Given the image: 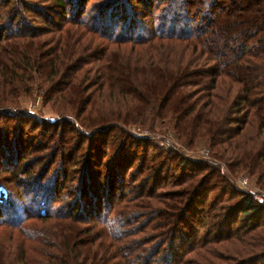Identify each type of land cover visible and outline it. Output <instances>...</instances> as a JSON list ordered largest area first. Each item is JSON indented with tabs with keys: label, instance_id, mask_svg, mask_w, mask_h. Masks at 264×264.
Masks as SVG:
<instances>
[{
	"label": "trees",
	"instance_id": "obj_1",
	"mask_svg": "<svg viewBox=\"0 0 264 264\" xmlns=\"http://www.w3.org/2000/svg\"><path fill=\"white\" fill-rule=\"evenodd\" d=\"M40 1L0 0V230L22 244L10 255L264 264V204L235 183L258 176L264 191V0ZM3 6L31 16L4 24ZM40 95L54 122L22 107ZM202 143L205 160L174 148Z\"/></svg>",
	"mask_w": 264,
	"mask_h": 264
},
{
	"label": "rangeland",
	"instance_id": "obj_2",
	"mask_svg": "<svg viewBox=\"0 0 264 264\" xmlns=\"http://www.w3.org/2000/svg\"><path fill=\"white\" fill-rule=\"evenodd\" d=\"M26 1H28L30 3L34 2L36 4L35 6L38 5L39 9H41V10L44 9V5H42L40 0H26ZM71 1L73 2L74 0H71ZM98 2H102V0H99ZM1 11L3 13V23L4 24L15 23L17 21H13V20L15 18L18 19L20 16H24L25 18H27L28 15L31 16L30 13L23 14V15H12L11 13H9L10 11L8 10V7H6V6H3ZM22 105H23L22 107H24L25 110H28L30 113L37 115L39 118H44V119L47 118V121H51V122L55 121V118H53L54 116L52 115V114H54L53 113L54 111L51 108L53 105L50 104L49 106H46V103L44 102L42 95H40L39 97L37 96L36 98H32V99H23ZM164 128H165V125L162 122H157L155 124L154 130L162 132V130ZM138 129L142 130V132H139V133H142V135L145 134V132H146V135H144V137L151 135L150 132L152 130L147 128V127H144V125H142V124H139ZM9 134H11V132ZM159 146L161 148H165V149L172 147V146H169V145L164 144V143H161ZM174 148H176L185 157L190 158V159H194V160H205V158H203L204 156H203L202 151H201L203 148H207L208 152L210 154V149H209L208 145L205 143H202L201 145H198L197 147L192 148V149L187 148V150L180 148L179 146H174ZM0 173H1V170H0ZM237 179L247 180L248 192L254 191L260 197L263 196L262 198L264 199V191L262 192L255 185L256 181H258V179H259L258 176H249V175H245V174H240V176ZM35 192H36V189L29 182L27 185L26 184L23 185V197H26L27 195L34 194ZM38 227H41V225L38 224ZM50 228H53V226H51ZM1 231H2V229L0 230V232ZM10 232H12L11 235H10ZM10 232L3 234V231H2V234L5 235L6 237H3V235H1L4 245H0V264H2V262H4V264H18V255H15V256L10 255L8 247H11L13 249L17 248L20 251L22 249V244L18 240V233L19 232L14 231L12 229H10ZM28 247H30V243H29ZM35 255L38 258H41L38 254H35Z\"/></svg>",
	"mask_w": 264,
	"mask_h": 264
},
{
	"label": "built area",
	"instance_id": "obj_3",
	"mask_svg": "<svg viewBox=\"0 0 264 264\" xmlns=\"http://www.w3.org/2000/svg\"><path fill=\"white\" fill-rule=\"evenodd\" d=\"M137 132L138 133H136V134L139 135V136L146 135V132L143 135H142V133H139V132H142V130H138ZM176 146H179L180 148H183L184 149V147L181 144H176ZM201 151H202V154L204 156L203 158H205V159L209 158V152H208V149L207 148H203ZM236 186H237L238 189L244 190V191H247L248 192V183H247V180H245V179H238L236 181ZM249 193H251L252 195H254L256 197L257 201H259L260 203L264 204V199L262 198L263 196L260 197L254 191H249Z\"/></svg>",
	"mask_w": 264,
	"mask_h": 264
}]
</instances>
